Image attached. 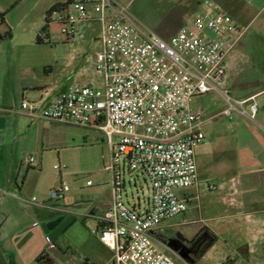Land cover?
Wrapping results in <instances>:
<instances>
[{
    "label": "rangeland",
    "instance_id": "374dc122",
    "mask_svg": "<svg viewBox=\"0 0 264 264\" xmlns=\"http://www.w3.org/2000/svg\"><path fill=\"white\" fill-rule=\"evenodd\" d=\"M118 1L140 23L164 39L190 23L207 1L220 4L244 30L228 56L229 78L223 87L240 100L264 89V0ZM0 2V7H8L3 10L6 12L4 20L0 15L1 107L16 113L20 112L23 100L34 102L24 98L22 90L24 75L33 68L48 75L40 81L45 84V89H54V94L77 85L103 84V76L96 71V55L101 50L99 21L75 24V37L67 41L57 22L64 10L54 13L48 32H44V18L46 7L53 3L67 4L69 0ZM67 6L73 11L71 5ZM38 35L43 42L37 41ZM46 69H51V73H45ZM13 101L16 102L14 107ZM257 103L259 110L257 123H254L235 111L231 115L224 114L227 105L216 91L195 95L190 101L192 110L202 111L205 119L202 127L204 143L196 149L199 182L177 190L179 196L187 194L191 197L186 210L163 222L164 229L156 228L152 233L158 237L174 230L190 235L199 226H211L216 239L196 264H264L263 249L259 248L255 253L239 249L243 242L249 241L244 229L236 226L237 221L227 216L250 195L244 192L248 182L260 190L255 193L257 195L264 187V182L260 181L264 174H254L264 173V93L257 98ZM11 116L8 135L15 140L17 137L14 163L23 174H31L23 199L35 195L38 201L47 200L51 192L59 188L61 180L68 182L70 187L64 196L68 210L75 212L88 207L89 202L99 204L107 199L112 178L105 169L110 162L105 133L87 126L22 115L16 120ZM31 156L36 162L26 163V158ZM56 165L63 168L59 170ZM148 184L146 176L138 171L126 175V203L133 206L138 197L143 203L149 196ZM234 187L237 192L232 191ZM65 218L66 213L54 214V220L60 219L54 230ZM74 218L77 222L65 234H60L61 238L56 236L62 247L61 250L54 249L55 264L69 261L102 264L95 258L103 252L95 239L98 235L94 233L96 222L92 217L82 219L72 214L71 221ZM52 230L48 228L49 232Z\"/></svg>",
    "mask_w": 264,
    "mask_h": 264
},
{
    "label": "built area",
    "instance_id": "2783aa9c",
    "mask_svg": "<svg viewBox=\"0 0 264 264\" xmlns=\"http://www.w3.org/2000/svg\"><path fill=\"white\" fill-rule=\"evenodd\" d=\"M70 5L73 11L67 7L57 18L67 41L75 37V24H101L96 71L103 84L70 87L43 108L24 100L21 108L31 118L87 126L107 136L111 202L94 233L111 250L114 264H179L160 249L152 231L186 210L191 197L177 190L199 182L196 149L204 143L205 119L192 110V97L216 91L227 105L224 114L235 111L257 123V98L264 91L240 100L223 87L228 56L244 30L213 1L169 39L140 23L118 0ZM136 171L149 182L143 210L126 203V175ZM69 189L61 180L50 196L63 199Z\"/></svg>",
    "mask_w": 264,
    "mask_h": 264
},
{
    "label": "crops",
    "instance_id": "0c3cea01",
    "mask_svg": "<svg viewBox=\"0 0 264 264\" xmlns=\"http://www.w3.org/2000/svg\"><path fill=\"white\" fill-rule=\"evenodd\" d=\"M0 1L3 2L4 0ZM53 5L54 3L46 7V12ZM7 8L8 7H0V15L4 13L3 10ZM48 72L51 73V69L45 70V73L48 74ZM44 77H48V75H43L35 68L27 70L24 75L25 84L22 87L24 98H31L34 102H38L40 108L47 106L59 94H54V89H45V84L40 81L44 79ZM228 78L229 64L225 81ZM262 91H264V89L251 93L247 97ZM4 98L7 99V97H3V99ZM5 102H7V100ZM12 106H16L15 101L12 102ZM2 108L3 107L0 106V264H38L37 259L41 255L46 254L53 259L54 249L61 250L62 245H60L58 241V238H61V236L59 237V235L65 234L70 227L77 222L76 218L71 221L72 214L80 216L82 219L85 217H92L96 222L97 228L100 227L101 217L111 202V183L105 201L99 202V204L89 202L88 207H81L76 209L77 211L75 212L71 211V209H69L70 211L67 209L69 205H65V198L63 201V199H52L50 196L47 200L32 201V197L35 196L33 195L31 198L23 199L27 191L28 177L31 174H23L20 167L15 165L14 159L17 151V137H15L16 140L13 139V136L9 137L8 132L10 129L9 120L12 117L11 115H13L16 120L20 119L18 115H22L23 117L29 116L21 107L19 109L20 112L16 113ZM248 174L251 173L249 172ZM260 181L264 182V178L261 177ZM247 184L248 187H246L247 189L244 190V192L246 191V194H250L251 196L249 195L245 203L236 206L231 211V214L227 216L230 217L231 220L237 221L236 226L244 229L249 241L248 243L243 242L239 249L241 251L245 250L246 253H255L259 248L264 250V194L262 192L264 191V187L261 188V194L263 195L260 196L261 194H255L259 189L253 185L254 183L248 182ZM232 191L237 192V188L234 187ZM148 204L149 196L143 203L139 197L138 202L134 203L138 210H143ZM57 213H66L67 219L65 218L62 225L56 227L54 230L58 220H60L53 219L54 214ZM48 228H53V230L49 232ZM159 228L164 229L165 225H161L158 229ZM201 228H205L212 236L213 239L210 245L213 244L216 239L213 228L211 226H199L196 230ZM56 236H58V238ZM153 236H155V234ZM155 237L157 238V236ZM48 238L50 240H47ZM95 239L98 246L103 251L101 253L102 255L98 254L95 258L102 264H114L111 250L100 241L98 235ZM160 249L169 253L163 248ZM109 253L111 255H109ZM67 264L74 263L69 261Z\"/></svg>",
    "mask_w": 264,
    "mask_h": 264
},
{
    "label": "flooded vegetation",
    "instance_id": "af4514ba",
    "mask_svg": "<svg viewBox=\"0 0 264 264\" xmlns=\"http://www.w3.org/2000/svg\"><path fill=\"white\" fill-rule=\"evenodd\" d=\"M212 239L205 228L190 235L170 230L157 237L159 246L167 250L179 264H196L207 251Z\"/></svg>",
    "mask_w": 264,
    "mask_h": 264
},
{
    "label": "trees",
    "instance_id": "16d2710c",
    "mask_svg": "<svg viewBox=\"0 0 264 264\" xmlns=\"http://www.w3.org/2000/svg\"><path fill=\"white\" fill-rule=\"evenodd\" d=\"M71 1L72 0H69V2L67 4L56 3L46 12L45 18H44L45 19L44 32H48V28H49L50 24L54 21V13L61 12L62 10H65L68 7L67 5L71 4ZM5 14H6V12L1 14L2 20H4ZM37 41L39 43L43 42L41 35H38ZM37 263L38 264H55L54 260L49 255H46V254L41 255L37 259Z\"/></svg>",
    "mask_w": 264,
    "mask_h": 264
}]
</instances>
